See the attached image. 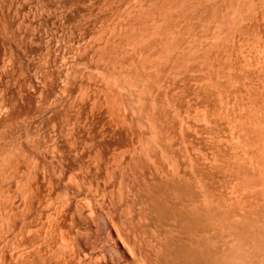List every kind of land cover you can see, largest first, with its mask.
Here are the masks:
<instances>
[{"label":"rangeland","instance_id":"1","mask_svg":"<svg viewBox=\"0 0 264 264\" xmlns=\"http://www.w3.org/2000/svg\"><path fill=\"white\" fill-rule=\"evenodd\" d=\"M251 235L264 0H0V264H175L172 241Z\"/></svg>","mask_w":264,"mask_h":264},{"label":"bare ground","instance_id":"2","mask_svg":"<svg viewBox=\"0 0 264 264\" xmlns=\"http://www.w3.org/2000/svg\"><path fill=\"white\" fill-rule=\"evenodd\" d=\"M158 206V205H157ZM161 206V205H160ZM207 208H208V206H206ZM152 208V207H151ZM194 208V207H193ZM202 208V207H201ZM163 209V208H162ZM153 210V209H152ZM160 210V209H159ZM202 210V209H201ZM203 210H205L204 212H206L207 210L204 208ZM163 211V210H162ZM186 211V210H185ZM192 211V210H191ZM197 211V210H196ZM188 212V211H187ZM192 212H195L194 210L192 211ZM203 211H202V213H204ZM153 213V212H152ZM155 213H156V211H155ZM185 213V215H186V212H184ZM189 214H190V212H188ZM197 213H199L198 211H197ZM202 213H200L199 215H202ZM211 213H213V212H211ZM160 214H161V212H160ZM196 214V213H195ZM205 214V213H204ZM208 216H210L209 214H208V212L206 213ZM213 214H215V213H213ZM156 215H157V213H156ZM155 215V217H157ZM183 215V214H182ZM191 215V214H190ZM193 215H194V213H193ZM193 215H191V217L189 216V218H190V220H194V218L195 217H193ZM198 215V214H197ZM196 215V217H200L199 215L197 216ZM207 215H205V216H207ZM216 215H218V214H216ZM195 216V215H194ZM205 216H201V218L203 217L204 219H206V221H209V217H207L208 218V220H207V218H205ZM221 216V215H220ZM222 216H223V214H222ZM219 217V216H218ZM224 217H225V215H224ZM183 218H184V216H183ZM187 218H188V216H187ZM192 218V219H191ZM202 218V219H203ZM158 219V218H157ZM214 219H215V217H214ZM221 219V218H220ZM224 219H227V218H224ZM188 220V219H187ZM212 220V219H211ZM216 220V219H215ZM160 221V220H159ZM204 221V220H203ZM220 221V220H219ZM222 221V220H221ZM220 221V222H221ZM195 222V221H194ZM197 222V221H196ZM201 222H202V220H201ZM223 222V221H222ZM190 223H192L193 224V221H191ZM203 223V222H202ZM206 223H208L209 224V222H206ZM219 223V222H218ZM189 224V223H188ZM187 224V225H188ZM220 224V223H219ZM218 224V225H219ZM230 224V223H229ZM205 226H206V224H204ZM211 226H212V222H211V224H210ZM214 225H215V223H214ZM222 225V224H221ZM227 225V224H226ZM225 225V226H226ZM203 226V225H202ZM216 226V225H215ZM233 226H236V225H233ZM184 227H186V226H184ZM207 227V226H206ZM218 227V226H217ZM142 228V227H141ZM183 228V227H182ZM190 227H188V229H189ZM210 228V227H209ZM213 228V227H212ZM235 227H233V229H234ZM205 229H207V228H205ZM227 229V228H226ZM230 229V228H229ZM208 230V229H207ZM232 230V229H231ZM230 230V231H231ZM236 230V229H235ZM190 231V230H189ZM218 231V230H217ZM225 231V230H224ZM227 231L228 230H226V233H227ZM213 232V230L211 231V233ZM233 232V231H232ZM231 232V233H232ZM225 233V234H226ZM235 233V232H234ZM187 234V233H186ZM214 234V233H213ZM212 234V235H213ZM215 234H216V232H215ZM221 234H224V233H222V230H221ZM224 234V236H226ZM242 234H243V232H242ZM241 234V232H237V234L236 235H239V236H241L242 235ZM246 235V234H245ZM185 236V235H184ZM204 236V235H203ZM208 236V235H207ZM211 236V235H210ZM223 236V235H222ZM227 236H229L228 234H227ZM231 236V235H230ZM234 236V235H233ZM238 236V237H239ZM247 236V235H246ZM255 237V235H251L250 237H246L247 239H249V238H252V239H249L250 240V242H251V248H250V250H248V251H245L246 249H242L239 245H238V243L239 244H241L240 242H239V240H237L236 241V244L235 245H233L232 244V246H231V244L229 243V245H230V247L228 248L227 247V244H226V249H228L227 251H225V253H223V255H221L222 254V251H221V253H217L215 250H213V249H211L210 247H208V246H206V245H200L199 243H195V242H188L187 244L185 243V241H183L184 243L182 244V245H176V243H175V245H173L174 244V242L172 241V246L167 250V252L171 255L170 256V260L172 261V263H173V261L175 262V264H263L264 263V257H263V259L261 260L260 259V255L259 254H262L263 252H264V243L262 242V241H260L258 238H254ZM219 237H220V234H219ZM242 238L244 237V235H242L241 236ZM166 238H169V237H166ZM222 238V237H221ZM170 239V238H169ZM173 239H175V238H173ZM176 239H177V237H176ZM186 239V238H185ZM224 239V238H223ZM237 239V238H236ZM239 239V238H238ZM188 240V239H187ZM202 240H203V238H202ZM226 240V239H225ZM244 240V239H243ZM248 240V241H249ZM175 241V240H174ZM181 241V240H180ZM179 241V242H180ZM181 241V242H182ZM214 241V240H213ZM217 241V240H216ZM242 241V240H241ZM164 242V241H163ZM167 242H170V241H167ZM187 242V241H186ZM198 242V241H197ZM199 242H200V240H199ZM223 242V241H222ZM238 242V243H237ZM171 243V242H170ZM215 243V242H214ZM219 243V242H218ZM233 243H235V242H233ZM166 244V243H165ZM201 244H202V242H201ZM206 244V243H205ZM210 244V243H209ZM216 244V243H215ZM214 244V245H215ZM220 244H221V242H220ZM167 245V244H166ZM212 245V244H211ZM221 245H223V244H221ZM218 246V245H217ZM242 246V245H241ZM168 247V246H167ZM166 247V248H167ZM222 247V246H221ZM220 247V248H221ZM218 248V247H217ZM163 252V251H162ZM167 252H165L166 254H167ZM164 253V254H165ZM157 254V253H156ZM161 254V253H160ZM165 254V255H166ZM264 254V253H263ZM154 255H155V253H154ZM168 255V254H167ZM163 256V255H162ZM258 256H259V261H261V262H259L258 260H256L257 258H258ZM167 257V256H166ZM257 257V258H256ZM261 257H262V255H261ZM158 258V257H157ZM160 258H161V256H160ZM256 258V259H255ZM162 259V258H161ZM165 261V260H164ZM163 261V262H164ZM169 261V260H168ZM158 262H160V261H158ZM167 262V261H166ZM169 263V262H168ZM170 264V263H169Z\"/></svg>","mask_w":264,"mask_h":264}]
</instances>
